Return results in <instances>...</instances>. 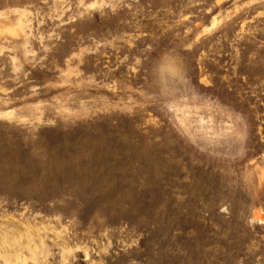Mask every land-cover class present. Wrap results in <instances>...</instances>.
Wrapping results in <instances>:
<instances>
[{
    "label": "rangeland",
    "instance_id": "rangeland-1",
    "mask_svg": "<svg viewBox=\"0 0 264 264\" xmlns=\"http://www.w3.org/2000/svg\"><path fill=\"white\" fill-rule=\"evenodd\" d=\"M0 264H264V0H0Z\"/></svg>",
    "mask_w": 264,
    "mask_h": 264
}]
</instances>
